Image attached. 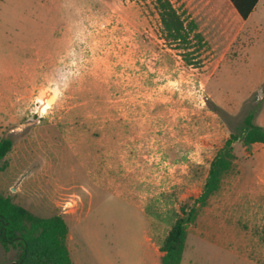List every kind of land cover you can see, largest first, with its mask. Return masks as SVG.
<instances>
[{
	"label": "rangeland",
	"instance_id": "rangeland-1",
	"mask_svg": "<svg viewBox=\"0 0 264 264\" xmlns=\"http://www.w3.org/2000/svg\"><path fill=\"white\" fill-rule=\"evenodd\" d=\"M0 0V192L69 226L74 264H161L181 206L255 110L264 127V0ZM236 165L188 229L180 264H264V144ZM20 251L0 244V261Z\"/></svg>",
	"mask_w": 264,
	"mask_h": 264
},
{
	"label": "trees",
	"instance_id": "trees-1",
	"mask_svg": "<svg viewBox=\"0 0 264 264\" xmlns=\"http://www.w3.org/2000/svg\"><path fill=\"white\" fill-rule=\"evenodd\" d=\"M240 16L246 20L259 0H229ZM167 35L173 39L188 40L184 21L170 0H155ZM255 110L245 117L243 124L233 131L213 157L203 190L193 204L181 206L182 214L176 219L161 247V264H180L186 247L189 227L194 224L199 210L208 205L210 198L220 189L223 179L237 160L235 143L243 142L247 150L255 143L264 144V127L255 122ZM13 140L0 135V171L7 167L5 157L12 150ZM69 226L64 217L54 214L35 215L0 192V244L9 251H20L14 264H73L68 246Z\"/></svg>",
	"mask_w": 264,
	"mask_h": 264
},
{
	"label": "crops",
	"instance_id": "crops-1",
	"mask_svg": "<svg viewBox=\"0 0 264 264\" xmlns=\"http://www.w3.org/2000/svg\"><path fill=\"white\" fill-rule=\"evenodd\" d=\"M260 1H261V0L258 1L257 5L259 4ZM257 5H256V6H257ZM255 8H256V7H255ZM255 8H254V9H255ZM253 11H254V10H253ZM253 11H252V13H253ZM252 13H251V14H252ZM251 14H250V16H251ZM250 16L246 19V21L250 18ZM0 264H4V263L0 261ZM73 264H74V263H73Z\"/></svg>",
	"mask_w": 264,
	"mask_h": 264
},
{
	"label": "water",
	"instance_id": "water-1",
	"mask_svg": "<svg viewBox=\"0 0 264 264\" xmlns=\"http://www.w3.org/2000/svg\"><path fill=\"white\" fill-rule=\"evenodd\" d=\"M14 264V263H13Z\"/></svg>",
	"mask_w": 264,
	"mask_h": 264
}]
</instances>
